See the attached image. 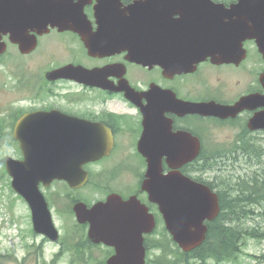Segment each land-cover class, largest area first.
<instances>
[{
    "label": "flooded vegetation",
    "instance_id": "flooded-vegetation-1",
    "mask_svg": "<svg viewBox=\"0 0 264 264\" xmlns=\"http://www.w3.org/2000/svg\"><path fill=\"white\" fill-rule=\"evenodd\" d=\"M161 1L169 5L174 0ZM180 1L182 8L179 11L161 17L165 32L161 41L164 47L161 63L167 62L163 63L164 67L144 66L130 58L137 56L136 54L147 56L148 53L150 56L145 59L148 63H153L151 50L145 52L132 49L137 45H152L147 41L127 40L124 32V28L134 27L145 19L143 7L148 0H86L84 15L89 20V29L94 33L92 37L85 35L89 39L81 38L74 31H84L85 25L74 26L72 23L74 27L64 28L53 26L44 21V18L34 21L27 30L29 35L35 34L40 44L39 51L36 52L39 62H45L48 66L54 64L55 53L60 49L57 45L59 41L65 47L69 61L73 62L71 64H83L84 68L95 74L85 77L73 72L64 78L50 80L45 73L43 78L39 74L19 81L18 84H23L25 90L29 86L32 88L26 94L29 103L21 104L18 99L20 110H15L16 103L8 104L1 110L0 132H4L3 136L8 142L14 138L13 132L17 125L11 124L13 117L18 114L20 119L42 109L46 104L35 105L33 102L43 101L47 97L55 102L53 106L56 111L68 117L100 123L49 125L54 130L52 136L56 141L67 146H81L79 151L86 157L97 154V157L91 156L94 158L92 161L77 166V175H81L82 169L88 172L90 178H97L98 187L106 193L104 198L96 202L107 201L113 194L120 195L125 200L137 197L153 213L157 224H161L164 219L159 206L150 201V185L163 182L165 176L175 171L198 181L201 162L221 160L219 151L207 152V147L233 144V153L236 155L227 158L228 162H255L262 157L264 151L261 147L264 145V124H258L255 129L250 128L249 124L256 114L264 112L263 105L254 107L253 103L236 117H221L213 112L202 114L194 106L201 103L235 106L243 97L264 95V83L261 80L264 68L258 67L261 70L259 75L252 73L253 70L251 73L245 70L248 61L253 66L262 61L264 63V57L259 53L264 35H258L262 36L261 40L248 37V29L253 26V22L264 27V19L250 17L249 0ZM261 1L264 3V0ZM77 3L79 0H74V4ZM100 3L103 4L104 14L96 12ZM78 13L81 14L80 9L73 7L72 22L79 18ZM206 24L213 30L208 33L212 44L219 49L234 48L235 55L238 53L239 56H244L245 51L246 59L240 64H219L206 59L194 67L192 55L195 51L190 49L188 39L193 32V40L198 43L201 38L200 26L205 28ZM142 28L144 27L141 26L140 29ZM232 29L237 33L236 41H232L226 33ZM178 32L183 34L179 35ZM5 41L8 43V39ZM177 59L180 64L190 61L192 66L184 71L169 65ZM225 68H235L240 74L229 77ZM177 70H182V73ZM214 75L223 76H218L216 82L227 78L228 81L232 80L234 85L231 93L235 95L233 99L227 100L224 95L217 94L214 82H211ZM250 75L253 78L248 84ZM255 76L258 78L255 79ZM215 86L219 87L218 84ZM236 86L244 87L235 92ZM228 130L229 138L218 135ZM46 135L45 130L38 128V124H23L21 141H17L16 158L20 161L25 159L23 144L36 145ZM197 147L200 151L195 156ZM185 161L186 164L174 168L175 163ZM151 163L158 164L157 179L154 182L148 176ZM147 181L149 183L146 185ZM56 182L49 187L43 184L40 186L47 202L55 206V196L47 194V191ZM80 190L83 188L75 192L67 188L70 193L66 195L70 202L71 199L84 202L77 194ZM154 236L158 240H164L163 235L153 233L144 236L145 242Z\"/></svg>",
    "mask_w": 264,
    "mask_h": 264
},
{
    "label": "water",
    "instance_id": "water-1",
    "mask_svg": "<svg viewBox=\"0 0 264 264\" xmlns=\"http://www.w3.org/2000/svg\"><path fill=\"white\" fill-rule=\"evenodd\" d=\"M42 1L49 5L54 0ZM181 3L180 0H174L166 5L161 0H154L144 5L145 19L139 23L157 38L158 41L154 43L157 48L163 49L161 41L162 35L165 34L161 25V17L164 14L179 11L182 8ZM256 6L264 8L261 5ZM257 8H254L255 13H257ZM260 12L264 13V9ZM5 15L11 17V15ZM3 18H5L4 14H0V20ZM59 20L63 22L62 18ZM31 21L32 19H29L28 24ZM9 26V23H2L0 29ZM200 30L201 38L198 43L193 40V32L190 33L191 36L188 39L190 48L200 55L197 62L204 58L202 56L207 51L223 50L212 44L208 33L213 30L209 25L206 24L205 28L200 26ZM178 33L183 34V32ZM226 33L232 41H236L235 30L232 29ZM234 51H236L234 48L224 49L219 55L223 61L238 62L240 56L238 53L235 55ZM154 57L161 61L160 55ZM188 64L191 65L190 61L185 64L176 63L180 68ZM176 65L173 64V66ZM257 127L258 124H250L252 129ZM21 129L22 124H19L16 130L17 139H20ZM45 133L47 135L41 137L39 144L30 148L34 154L27 155L23 162L9 158L7 167L13 178V189L27 200L32 209L35 231L57 241L59 233L39 186L43 183L48 187L55 180H64L72 188H78L86 183L87 178L81 181V176L77 175L79 170L77 166L84 157L79 151L81 146H67L59 143L52 136L50 128H46ZM185 163L179 162L177 167ZM157 165L156 163L150 164L148 176L152 182L157 179ZM150 187H152L150 201L159 205L173 240L184 252H191L200 247L206 240L208 232L206 222L215 220L220 212L217 194L207 186L196 183L179 172L169 174L163 182L159 181L158 184H152ZM74 211L79 223L90 224L89 237L95 244L115 248L116 253L107 261V264H145L146 248L143 235L153 231L155 220L136 197L124 201L121 197L114 195L106 203L96 204L91 209L84 203L77 204Z\"/></svg>",
    "mask_w": 264,
    "mask_h": 264
},
{
    "label": "rangeland",
    "instance_id": "rangeland-1",
    "mask_svg": "<svg viewBox=\"0 0 264 264\" xmlns=\"http://www.w3.org/2000/svg\"><path fill=\"white\" fill-rule=\"evenodd\" d=\"M59 46L60 50L55 53L56 57H59L60 59L66 61L67 57L65 56V47H63L62 44ZM14 56L16 57V54H14ZM29 63L30 65L37 66L36 69H32L33 71L44 73L47 70V68L44 69L46 67L45 62H39L36 59H32ZM6 66L7 65L0 66V85L7 79H18V76L16 75L17 70L12 73L11 70ZM252 66L253 65L250 63L245 64L247 72L251 73V70H253L252 73L259 75L261 70H259L258 67H262L263 69L264 63L259 62L258 65H254L253 67ZM225 71L227 72V75L229 77H234L240 74L235 68H225ZM241 72H243V70ZM251 75L249 76L250 80L248 81V84L251 83V79L253 78ZM218 76L220 78L223 77L222 75ZM218 76L214 75V78L211 80V82H214L215 91L219 96L224 95L225 99L227 100L233 99L235 95L231 93L233 92L232 86L234 85L232 83V80L229 79L228 81L227 78L222 82H216ZM254 78L256 79L258 77L255 76ZM216 84H218L219 87H216ZM243 87L244 86H236L234 88V91ZM3 90L6 93H3V91L0 89V108L2 105L8 104V102L14 99L22 98L25 95L17 94L16 92H10L6 89ZM218 135H224L227 139L230 137V131L228 130V132H224L222 134L219 133ZM261 147L262 150H264V145H261ZM232 148L233 144L231 145V143H227L218 147H207L206 150L207 152L211 153L219 151L224 155H229L230 158L231 156L236 155L232 154ZM16 153L17 146L15 145L6 146L5 144L3 147H0V264H49L52 261L54 255L59 252L60 243H52L49 240H45L43 236L37 235L32 231L33 224L28 204L24 200L18 198V196L12 192L10 186L11 178H9L5 174V168L2 159H5L7 155L16 157ZM226 159L227 157H225L224 161L220 162L218 166H214L213 163L211 164V166L213 165L214 167H218V169H223L228 165V162L225 161ZM240 164L244 166L243 168L237 169L239 171L236 174L237 176L246 177L251 175L252 178H255V174H253V172L260 170L258 166L250 167V164L246 166L245 162H240ZM231 174L233 173L221 170L218 172H207V174L200 173L199 176L204 180L212 182L217 187L218 184L220 185L223 180H226V185L230 187L231 180H229L228 178ZM260 180H264L263 174L260 176ZM228 190L229 188H227V191ZM66 193H70L69 191H67L66 185L59 182L55 183L51 187V189L47 191V194L55 196L56 206L55 208H53L54 221L61 235L60 240L63 241L67 237L71 238L76 234L78 229H81L80 227L74 225L73 221L75 220V216L69 213V206L72 207V203L68 199ZM77 194L80 196V198L89 199L91 203L96 202L106 196L104 190L98 187L96 177L93 179V181L90 182V185L87 188L82 191L80 190V192H78ZM262 195L264 196V194ZM253 210L256 214H258V216L254 219L252 218V212L248 210L251 212V215L249 217L242 220H236L233 218L229 221V224L237 230L238 228L239 230L241 229L242 234L244 235L246 234V232H251L255 234L256 237H249L247 246L243 248V254L239 255L237 259L234 260L236 263L225 262L222 264H264V238H261V236L264 234V207H258ZM163 227L164 226L162 225L158 228V234L164 235L166 238H164L163 241H158L160 243H164L167 241V239H169V235L166 233ZM151 239H153L152 242H155L157 240L156 237H153ZM29 245H33L35 246V248H40V251L42 253L41 256L38 257V255L34 254L33 252L31 255H29V251H31ZM86 251L88 256L92 254L93 260L88 262L87 257V261L78 262L76 264H97L98 261L103 258V254L99 250V248L92 249L91 252H89L88 249H86ZM160 253L161 250L153 251L152 255L150 256L151 264H154L155 260L161 258L160 256H158ZM43 261H45L46 263H44ZM50 264H70V258L66 256L56 260L55 262H51ZM193 264L199 263L194 262ZM206 264L216 263H214L213 261H208V263Z\"/></svg>",
    "mask_w": 264,
    "mask_h": 264
},
{
    "label": "trees",
    "instance_id": "trees-1",
    "mask_svg": "<svg viewBox=\"0 0 264 264\" xmlns=\"http://www.w3.org/2000/svg\"><path fill=\"white\" fill-rule=\"evenodd\" d=\"M208 165L209 163H204L202 164V168ZM212 188H218L221 201V213L215 222L209 224V233L206 242L191 253H181V250L173 242L171 237L164 243H150L149 245L152 250H161V253L158 255L161 258L155 260L154 264H193L194 262L206 264L208 261H213L216 264L225 262L236 263L234 260L243 254V248L247 246L249 237H256L251 232H246L245 235L242 234L241 229L237 230L234 227H229L228 222L233 218L242 220L251 215V212L247 210L248 207L246 208L241 202L251 203L252 201L254 205H256L255 203L264 202V196L262 195L264 194L263 180L252 178L249 182L242 183L233 188L231 201L226 199L228 198L227 195L229 196L227 188H229V191L231 190L226 185V180H223L218 187L212 186ZM79 230L71 238H68L66 248L55 257V260L60 259L64 254L70 256V264L85 262L87 261V257L88 262L93 260L92 254L88 256L86 249L91 252L92 249L100 247L90 243L86 238L85 232L83 230L79 232ZM101 252L103 258L97 264H105L107 257L111 253L110 250H101ZM43 262L46 263L45 261ZM148 263L151 264L150 258L148 259Z\"/></svg>",
    "mask_w": 264,
    "mask_h": 264
},
{
    "label": "bare ground",
    "instance_id": "bare-ground-1",
    "mask_svg": "<svg viewBox=\"0 0 264 264\" xmlns=\"http://www.w3.org/2000/svg\"><path fill=\"white\" fill-rule=\"evenodd\" d=\"M233 216V215H232ZM252 224V223H251ZM239 229V228H238Z\"/></svg>",
    "mask_w": 264,
    "mask_h": 264
}]
</instances>
